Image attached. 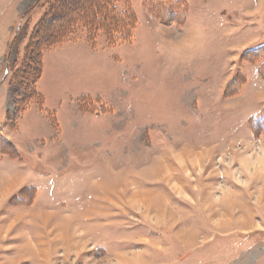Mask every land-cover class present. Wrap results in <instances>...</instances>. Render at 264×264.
Segmentation results:
<instances>
[{
    "label": "rangeland",
    "instance_id": "1",
    "mask_svg": "<svg viewBox=\"0 0 264 264\" xmlns=\"http://www.w3.org/2000/svg\"><path fill=\"white\" fill-rule=\"evenodd\" d=\"M90 1L0 0V264H264V0Z\"/></svg>",
    "mask_w": 264,
    "mask_h": 264
},
{
    "label": "trees",
    "instance_id": "2",
    "mask_svg": "<svg viewBox=\"0 0 264 264\" xmlns=\"http://www.w3.org/2000/svg\"><path fill=\"white\" fill-rule=\"evenodd\" d=\"M122 0H91L88 3L87 6V11L86 13H82L81 15H79L76 20L72 19V23L73 22H80L84 21V24L86 27L89 26L90 30H104L105 34L109 40L110 43H115L116 41L120 40V39H131V33H132V26H130V30H126L125 29L128 27L125 21L123 30L124 31H120L121 27H119L118 29L117 26H112V23L115 22V17L117 16L118 18H121V16L126 17L125 20H129V21H134V16L135 13L133 11V8H131V5L129 3V0H125L126 1V8L125 11L120 10L119 8V4ZM66 21H68V18L66 19ZM42 22V21H41ZM40 22V23H41ZM129 23V22H128ZM102 25V27H101ZM67 26V30H68V25L65 24V26L61 29H59V31L55 34V39L54 41H50V38H46L45 39V44H47L46 46H54V44H56L57 42L59 43L60 41H64V38H67V35H65L64 31L66 29ZM74 26V25H73ZM72 26V27H73ZM106 26V27H103ZM125 26H127L125 28ZM71 27V28H72ZM59 36V37H58Z\"/></svg>",
    "mask_w": 264,
    "mask_h": 264
}]
</instances>
